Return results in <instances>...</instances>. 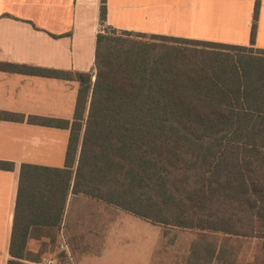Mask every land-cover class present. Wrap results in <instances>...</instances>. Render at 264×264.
<instances>
[{
    "label": "trees",
    "instance_id": "obj_1",
    "mask_svg": "<svg viewBox=\"0 0 264 264\" xmlns=\"http://www.w3.org/2000/svg\"><path fill=\"white\" fill-rule=\"evenodd\" d=\"M258 13L255 1L249 46L105 27L89 72L0 63L2 71L78 83L72 121L0 111V120L69 130L62 168L21 165L8 264L41 260L44 251L27 245L56 242L70 194L152 224L218 234V244L191 248L216 264H224L227 239H256L260 252L246 264H264ZM106 15L100 0L102 26ZM0 169L13 164L0 161Z\"/></svg>",
    "mask_w": 264,
    "mask_h": 264
},
{
    "label": "crops",
    "instance_id": "obj_2",
    "mask_svg": "<svg viewBox=\"0 0 264 264\" xmlns=\"http://www.w3.org/2000/svg\"><path fill=\"white\" fill-rule=\"evenodd\" d=\"M254 3L106 0L102 26L100 0H0V63L89 72L94 67L95 38L103 27L249 46ZM254 47L264 49V0ZM77 90L74 81L0 70V111L72 121ZM68 138V129L29 124L26 119L0 120V161L13 164L11 170L0 169V264L11 260L21 165L62 168ZM66 212L72 214L69 219ZM56 231L58 240L61 231L70 238L74 264H196L191 248L203 235L152 224L105 202L71 194ZM58 255L43 253L39 262L29 264H43Z\"/></svg>",
    "mask_w": 264,
    "mask_h": 264
},
{
    "label": "rangeland",
    "instance_id": "obj_3",
    "mask_svg": "<svg viewBox=\"0 0 264 264\" xmlns=\"http://www.w3.org/2000/svg\"><path fill=\"white\" fill-rule=\"evenodd\" d=\"M259 3V9H260V2L262 0H255ZM254 21H251V25ZM105 29V27L101 28V30ZM190 31V30H189ZM191 32H195V31H191ZM94 78V77H93ZM93 80V79H92ZM77 83V82H76ZM78 85V83H77ZM84 124V122L82 123ZM72 210V208H71ZM72 214L67 215V212L65 214V217H71ZM190 230V229H189ZM56 233V230H54ZM224 238L218 234H210V235H199L197 238V244H218L220 242V240ZM68 244L70 243V238H67ZM47 240H41V241H37V240H30L29 244L30 247H28L29 249L36 251V248L38 249V251L43 250L44 253H47L48 255H53L56 254L58 255L59 249H58V236H56V242L54 244H46L44 245V243ZM226 243V255H224V264H226L225 262H227V264H246L247 261L252 260L253 255H256L257 252H260V242L256 239H227ZM195 245V244H193ZM192 245V246H193ZM199 247H201V245H198ZM36 253V252H33ZM60 257V259H63L62 254L58 255ZM196 264H211V262L209 261V256H205L203 253H199L197 255V260H196ZM214 264H216L215 260H214Z\"/></svg>",
    "mask_w": 264,
    "mask_h": 264
},
{
    "label": "built area",
    "instance_id": "obj_4",
    "mask_svg": "<svg viewBox=\"0 0 264 264\" xmlns=\"http://www.w3.org/2000/svg\"><path fill=\"white\" fill-rule=\"evenodd\" d=\"M58 249H59V255L62 254L63 259L61 260L60 257L58 256L55 259L44 261L43 264H74L67 239L66 237H64L62 231L59 236Z\"/></svg>",
    "mask_w": 264,
    "mask_h": 264
},
{
    "label": "water",
    "instance_id": "obj_5",
    "mask_svg": "<svg viewBox=\"0 0 264 264\" xmlns=\"http://www.w3.org/2000/svg\"><path fill=\"white\" fill-rule=\"evenodd\" d=\"M94 79H95V78H93V80H92V81H94Z\"/></svg>",
    "mask_w": 264,
    "mask_h": 264
}]
</instances>
